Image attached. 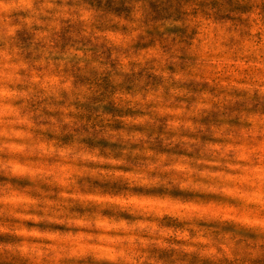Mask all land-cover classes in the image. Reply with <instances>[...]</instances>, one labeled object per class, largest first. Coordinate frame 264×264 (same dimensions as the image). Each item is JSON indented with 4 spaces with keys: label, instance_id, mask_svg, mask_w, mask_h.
I'll use <instances>...</instances> for the list:
<instances>
[{
    "label": "clouds",
    "instance_id": "clouds-1",
    "mask_svg": "<svg viewBox=\"0 0 264 264\" xmlns=\"http://www.w3.org/2000/svg\"><path fill=\"white\" fill-rule=\"evenodd\" d=\"M181 11L0 0V264L261 254L264 14Z\"/></svg>",
    "mask_w": 264,
    "mask_h": 264
},
{
    "label": "rangeland",
    "instance_id": "rangeland-1",
    "mask_svg": "<svg viewBox=\"0 0 264 264\" xmlns=\"http://www.w3.org/2000/svg\"><path fill=\"white\" fill-rule=\"evenodd\" d=\"M149 7L150 15L154 20H162L170 17H182L185 13L181 11L184 4H195L196 8L203 12L206 16L216 20L233 19L239 20V14L252 7L259 8L264 14V0H145ZM211 9V11H209ZM243 23H247L243 21ZM182 38H190L189 34L183 30H176ZM150 35H159L158 30L150 32ZM240 42L235 38L229 39L225 46L228 48L236 47ZM143 46V45H142ZM196 65L195 58L192 59V66ZM131 79V78H129ZM97 91L102 94L103 99H108L110 95L111 85L107 80L95 81ZM111 110V105L109 109ZM7 239L0 237V240ZM15 264V262H14ZM241 264H264V247L261 254L255 258H245Z\"/></svg>",
    "mask_w": 264,
    "mask_h": 264
}]
</instances>
